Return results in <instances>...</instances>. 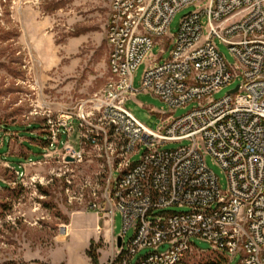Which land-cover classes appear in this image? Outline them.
<instances>
[{
  "label": "built area",
  "instance_id": "1",
  "mask_svg": "<svg viewBox=\"0 0 264 264\" xmlns=\"http://www.w3.org/2000/svg\"><path fill=\"white\" fill-rule=\"evenodd\" d=\"M189 6L195 10L184 15L169 38L175 14ZM106 39L109 80L79 104L77 119L82 127L90 114L97 116L105 138L114 139L109 188L115 209L107 216L113 224L119 211L123 229L121 247L112 232L114 252L107 264H133L147 247L155 251L136 264H182L194 249L193 237L228 258L241 254L240 264H264V0H112ZM159 42L170 48V56L147 66L142 90L174 110L198 105L150 129L126 103L138 92L135 70ZM219 44L227 46L234 64ZM235 81L237 92L231 93L235 86L222 99H212ZM72 121L67 116L64 129ZM99 137L82 135L81 145ZM184 141L188 144L177 149H162ZM142 148L141 159L132 162ZM206 156L225 174V190ZM92 206L103 213L97 203ZM170 207L190 210L157 213ZM164 245H169L166 251H157Z\"/></svg>",
  "mask_w": 264,
  "mask_h": 264
},
{
  "label": "rangeland",
  "instance_id": "2",
  "mask_svg": "<svg viewBox=\"0 0 264 264\" xmlns=\"http://www.w3.org/2000/svg\"><path fill=\"white\" fill-rule=\"evenodd\" d=\"M111 1L0 0V146L1 137L6 143L0 151V183L10 188L0 186V264H91L88 249L78 238V227L85 221L80 216L101 226L98 240H93L100 244V264H107L114 252L112 232L118 237L123 229L119 211L114 212L113 224L107 216L115 209L109 188L114 169L110 156L114 139L105 138L97 116L86 115L88 123L82 127L77 119L79 104L98 93L110 77L106 28ZM193 10L195 7L189 6L175 14L169 26V38L177 34L184 15ZM219 48L227 61L234 64L227 46L219 44ZM169 56L170 48L159 42L153 46L150 59L134 72L133 87L138 92L129 97L126 107L150 129H157L168 117L180 118L198 105L194 102L174 110L158 96L142 90L147 66ZM238 84L235 81L220 89L212 99H222ZM69 115L73 116L72 124L64 129ZM15 127L31 128L33 136L46 132L50 135L43 143L30 139V134L15 131ZM85 134L100 137L96 143L89 141L81 145L80 136ZM26 140L46 146L45 154L41 159L34 155L30 161L20 158L16 162L20 168L14 169L7 157L30 153L22 145ZM187 144L188 141L167 143L162 149H177ZM144 151L142 148L131 161H139ZM205 160L225 190L227 180L222 169L210 156ZM114 176L117 178L119 172ZM189 210L170 207L157 213ZM76 217L80 221H75L76 231L68 238L67 226ZM133 234L131 229L125 235L126 245ZM192 243L194 249L182 264H195L213 250L202 238L193 237ZM168 248L169 245H164L157 251ZM153 251L150 247L142 249L132 263ZM240 263L241 254L229 256L227 264Z\"/></svg>",
  "mask_w": 264,
  "mask_h": 264
},
{
  "label": "trees",
  "instance_id": "3",
  "mask_svg": "<svg viewBox=\"0 0 264 264\" xmlns=\"http://www.w3.org/2000/svg\"><path fill=\"white\" fill-rule=\"evenodd\" d=\"M36 127L37 126H34V128ZM30 129L22 130L19 127H15V131H19V133H24V135L30 134V136H32V138L30 139L38 140L43 143L47 142L50 132H46L45 134H40L38 136H33V134L30 133ZM1 139H2V145L0 146V151L6 146L5 138L1 137ZM22 145L26 147L30 151V153H26V154L19 155V156L13 155V156L7 157L10 163L13 165L14 169L20 168L19 165L16 164V162H18L17 160H19L20 158H25L30 161L34 159L32 158V156L36 155L38 156L37 159H41L46 151V146H42L41 144H38V143H31L28 140L23 141ZM33 147H36L38 151H36ZM1 185H3L7 189H10L8 186H6L3 183H0V186ZM99 247H100V244L98 243L96 244L93 240L91 241L90 247L87 250V255L91 259V264H100L99 254H98ZM227 262H228V257L225 253L212 250L210 251L209 255H207L205 258H203L199 262H196L195 264H227Z\"/></svg>",
  "mask_w": 264,
  "mask_h": 264
},
{
  "label": "crops",
  "instance_id": "4",
  "mask_svg": "<svg viewBox=\"0 0 264 264\" xmlns=\"http://www.w3.org/2000/svg\"><path fill=\"white\" fill-rule=\"evenodd\" d=\"M80 219H84V225L80 227H78V238L81 241L82 245L84 247H86V249H89L91 241L98 240V236L101 234L100 230H101V226L97 223H88L87 218H85L84 216H80ZM98 219V218H97ZM80 221L79 218H73L72 222L70 225L67 226V236L68 238L70 237L71 233H73L75 230V221ZM87 222V223H86ZM98 223H99V219H98ZM105 223H107V220H105ZM80 230H82V234L80 235ZM67 241V240H66Z\"/></svg>",
  "mask_w": 264,
  "mask_h": 264
},
{
  "label": "water",
  "instance_id": "5",
  "mask_svg": "<svg viewBox=\"0 0 264 264\" xmlns=\"http://www.w3.org/2000/svg\"><path fill=\"white\" fill-rule=\"evenodd\" d=\"M239 90V85H237L232 91L231 93H235ZM117 246L121 247L122 246V238L120 236H118V240H117Z\"/></svg>",
  "mask_w": 264,
  "mask_h": 264
}]
</instances>
